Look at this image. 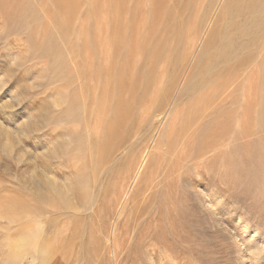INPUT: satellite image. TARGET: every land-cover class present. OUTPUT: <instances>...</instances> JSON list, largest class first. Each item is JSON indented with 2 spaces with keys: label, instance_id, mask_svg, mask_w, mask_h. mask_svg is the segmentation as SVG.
<instances>
[{
  "label": "rangeland",
  "instance_id": "rangeland-1",
  "mask_svg": "<svg viewBox=\"0 0 264 264\" xmlns=\"http://www.w3.org/2000/svg\"><path fill=\"white\" fill-rule=\"evenodd\" d=\"M16 251L264 264V0H0V264Z\"/></svg>",
  "mask_w": 264,
  "mask_h": 264
},
{
  "label": "bare ground",
  "instance_id": "bare-ground-1",
  "mask_svg": "<svg viewBox=\"0 0 264 264\" xmlns=\"http://www.w3.org/2000/svg\"><path fill=\"white\" fill-rule=\"evenodd\" d=\"M155 121L159 122L160 118L156 119ZM55 149L56 148H54V150ZM149 149H150L149 145H147L141 151V157H140V160H139V162L137 164L136 171H135L136 173H135L133 178H135V176L139 172L140 168L144 166L145 161H146L145 159H147L146 157L148 156V153H149ZM34 179H35V182H37L39 180V178H38L36 173L34 174ZM133 181H134V179H131V181L126 183V185L124 187V190L122 191V195H120L118 204L116 205V208L113 210V212L109 216L110 222L108 224V231L105 234V242L109 243L108 244L109 249L108 248H106V249H108L109 252H111L112 255L114 254V247L113 246H114V239H115V236H116V233H117V214H118V210L122 207L123 203L126 201V199L129 197L131 191L133 190V188H134ZM23 225L27 226V223H25ZM29 244H30L29 241L25 242V245H27L26 247H27V251L28 252H30V251L35 249V246H33L32 243L30 245ZM17 255H18V251H16V253H13V252L10 253V254L8 253V256H7L5 264H16ZM43 260H44V258L42 259V262H43Z\"/></svg>",
  "mask_w": 264,
  "mask_h": 264
}]
</instances>
